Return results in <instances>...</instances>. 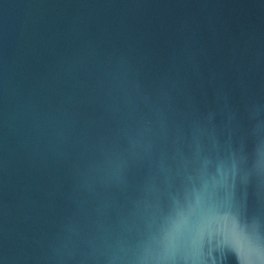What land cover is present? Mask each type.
I'll return each instance as SVG.
<instances>
[{"label": "water", "instance_id": "1", "mask_svg": "<svg viewBox=\"0 0 264 264\" xmlns=\"http://www.w3.org/2000/svg\"><path fill=\"white\" fill-rule=\"evenodd\" d=\"M0 264H264V0H0Z\"/></svg>", "mask_w": 264, "mask_h": 264}]
</instances>
